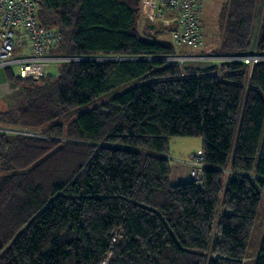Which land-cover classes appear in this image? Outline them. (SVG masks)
<instances>
[{
  "label": "trees",
  "instance_id": "trees-1",
  "mask_svg": "<svg viewBox=\"0 0 264 264\" xmlns=\"http://www.w3.org/2000/svg\"><path fill=\"white\" fill-rule=\"evenodd\" d=\"M36 1L61 31L53 52L78 59L37 79L4 71L21 98L0 100V264H242L264 177V60L249 75L238 61L183 68L163 59L171 42L139 36L142 0ZM263 5L221 0L211 52L253 39L264 54ZM171 136L201 138L199 179L169 182Z\"/></svg>",
  "mask_w": 264,
  "mask_h": 264
},
{
  "label": "built area",
  "instance_id": "built-area-1",
  "mask_svg": "<svg viewBox=\"0 0 264 264\" xmlns=\"http://www.w3.org/2000/svg\"><path fill=\"white\" fill-rule=\"evenodd\" d=\"M200 2L201 0H142V18L159 23L168 30L172 41L196 47L201 40ZM37 4L36 0H0V90L17 88L6 79L4 72L14 63L19 67L16 76L27 79L46 75L45 68L51 63L78 59L53 52L62 34L58 28L39 23L36 17ZM163 59L177 63L238 61L247 66L249 75L253 65L264 60V54H259L254 48L251 52L244 53L179 54L165 56ZM189 164V178L199 179L204 167L203 152L198 150L193 154Z\"/></svg>",
  "mask_w": 264,
  "mask_h": 264
},
{
  "label": "rangeland",
  "instance_id": "rangeland-1",
  "mask_svg": "<svg viewBox=\"0 0 264 264\" xmlns=\"http://www.w3.org/2000/svg\"><path fill=\"white\" fill-rule=\"evenodd\" d=\"M221 0H201V15H200V24H201V40L196 47H190L186 44L176 43L172 41L171 36L167 33L168 30H165L157 24L156 35L155 38L159 40L169 41L175 47V55L179 54H212L211 50L214 49L216 45H218L219 33L216 30V18L219 10ZM259 13L255 18V26L257 27L259 23ZM144 21L142 20L139 23L138 34L141 37H148L146 32L144 31ZM251 40L250 44L252 43ZM249 44V46H250ZM178 64L181 67H194V68H205L210 65H214L209 61H199V62H185ZM18 64L14 63L10 66V71L13 75L18 73ZM56 64L51 63L49 66L45 68L46 73H55ZM220 70L218 68L194 72L195 75H203V74H218ZM135 83H128L122 87L111 90L109 93L105 95H101L90 104L84 107L85 109H90L98 105L99 103L109 99L114 94L121 92L122 90L128 88L129 86ZM0 90V100L7 105H15L19 99L21 98L20 89L15 87L14 89L7 88ZM201 148V138L199 136H171L168 139V151L166 156H168L169 161V182L171 184H176L179 182H183L185 180L180 179L179 175H186V161H188L187 175L189 177L190 172V160L193 154L197 153V151ZM182 180V181H181ZM261 192V200L257 210L256 218L249 236L247 248H246V259L242 262V264H253L252 259L257 256L259 251V245L262 237V232L264 228V177L263 184L260 188ZM251 255V256H250Z\"/></svg>",
  "mask_w": 264,
  "mask_h": 264
},
{
  "label": "water",
  "instance_id": "water-1",
  "mask_svg": "<svg viewBox=\"0 0 264 264\" xmlns=\"http://www.w3.org/2000/svg\"><path fill=\"white\" fill-rule=\"evenodd\" d=\"M263 7H264V5H263ZM263 7H262V10H261V13L259 14L260 16H258L259 17V22L261 21V18H262ZM143 27H144V31L146 32V34L148 36H150V37H154L155 36V31H156V28H157V24L155 22L145 20ZM253 49H254V40L252 41V43L248 47L247 52H251ZM33 79H37V78H33Z\"/></svg>",
  "mask_w": 264,
  "mask_h": 264
},
{
  "label": "crops",
  "instance_id": "crops-1",
  "mask_svg": "<svg viewBox=\"0 0 264 264\" xmlns=\"http://www.w3.org/2000/svg\"><path fill=\"white\" fill-rule=\"evenodd\" d=\"M167 33L170 35L169 32H167ZM170 36H171V35H170ZM161 40H162V39H161ZM171 44H172V43H171ZM219 73H220V72H219ZM167 158H168V156H167ZM168 161H169V158H168ZM188 161H189V160H188ZM188 161H186V164H187V165H186V172H185L186 175H179L180 179H183V180H188V179H189V177H188V175H187V173H188V172H187V168H188V166H189V165H188ZM181 181H182V180H181ZM250 256H251V255H250ZM246 258H247V257H246ZM246 258H245V259H246ZM245 259H244V260H245ZM244 260H243V261H244Z\"/></svg>",
  "mask_w": 264,
  "mask_h": 264
}]
</instances>
